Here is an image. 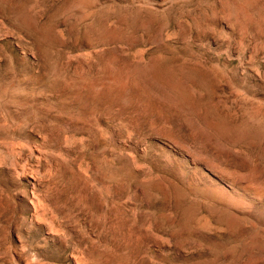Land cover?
<instances>
[{
	"label": "rangeland",
	"instance_id": "obj_1",
	"mask_svg": "<svg viewBox=\"0 0 264 264\" xmlns=\"http://www.w3.org/2000/svg\"><path fill=\"white\" fill-rule=\"evenodd\" d=\"M0 264H264V0H0Z\"/></svg>",
	"mask_w": 264,
	"mask_h": 264
}]
</instances>
